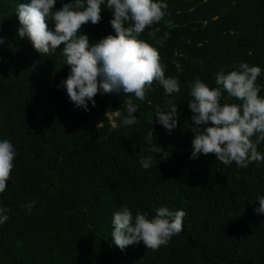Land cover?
Instances as JSON below:
<instances>
[{
    "label": "trees",
    "instance_id": "16d2710c",
    "mask_svg": "<svg viewBox=\"0 0 264 264\" xmlns=\"http://www.w3.org/2000/svg\"><path fill=\"white\" fill-rule=\"evenodd\" d=\"M70 2L57 0L53 13ZM158 2L168 4L164 20L137 39L158 50L165 77L177 79L180 92L166 94L158 82L144 101L98 92L85 111L58 87L70 74L64 45L42 56L18 36L16 10L30 0H0V38H6L0 45V142L10 141L17 152L0 193V207L9 209L0 225V264H264V214L255 211L264 197V161L240 168L214 154L190 159L189 108L197 78L215 89L216 73L238 70L241 62L261 68L256 85L264 98V0ZM106 4L100 23L89 21L77 34L87 35L90 47L115 35ZM48 27L55 31L51 17ZM157 27L156 37L149 36ZM165 32L167 39L157 44ZM128 99L138 106L133 125L122 123ZM169 100L179 115L171 134L155 118L158 109L170 110ZM225 103L242 102L222 91ZM158 145L160 154L150 151ZM257 150L264 154V141ZM149 156L152 165L144 169L140 159ZM33 201L29 213L24 205ZM124 206L134 218L139 212L151 219L160 207L183 210V230L158 250L141 241L122 251L111 233L113 214Z\"/></svg>",
    "mask_w": 264,
    "mask_h": 264
},
{
    "label": "clouds",
    "instance_id": "9594fccd",
    "mask_svg": "<svg viewBox=\"0 0 264 264\" xmlns=\"http://www.w3.org/2000/svg\"><path fill=\"white\" fill-rule=\"evenodd\" d=\"M57 0H30V3L18 5L16 14L20 27L18 36L27 38L34 48L43 56L54 53L60 45L65 57V64L70 66V74L58 87L66 88L69 100L77 109L90 111L89 102L94 107V97L99 92L105 94H134L139 101H144L146 92L152 91L154 83L165 90L166 94L180 92L175 78L165 77L160 63L158 50L149 43L137 39L146 28L164 20L168 4L158 0H107L106 7L113 12L110 21L115 35H108L99 42L89 46L87 35H77L83 25L89 21L99 24L101 5L105 0H72L55 10ZM54 21L55 31H50L48 18ZM170 25L169 21H164ZM128 24V27H125ZM160 28L148 33L156 37ZM156 39L163 44L168 37ZM6 38H0V45ZM261 68L241 62L238 70L228 73H216L215 83L219 87L212 89L199 78L191 85L189 108L194 122L191 131L195 133L192 140L190 159L200 154H214L222 164L247 168L253 162L264 161V154L257 150V145L264 141V98L256 85ZM222 91L242 103L221 104ZM127 116L124 125L137 122L135 113L138 106L132 99L124 100ZM170 110L158 109L155 118L169 134L178 127L179 115L177 106L168 101ZM154 129L146 137L152 141ZM256 137L253 141L252 137ZM135 149V145H133ZM151 152L160 154L162 148L153 146ZM17 152L8 140L0 142V193L8 186ZM161 158H168L162 156ZM141 166L148 169L152 157H141ZM258 214H264V197H259ZM35 201L24 205L31 213ZM6 207H0V225L6 223L9 216ZM183 210L170 211L160 207L156 215L149 219L147 213H137L135 218L127 206L115 212L112 218L111 238L115 246L122 251L130 245L141 241L153 251L167 245L173 235L183 230Z\"/></svg>",
    "mask_w": 264,
    "mask_h": 264
},
{
    "label": "rangeland",
    "instance_id": "374dc122",
    "mask_svg": "<svg viewBox=\"0 0 264 264\" xmlns=\"http://www.w3.org/2000/svg\"><path fill=\"white\" fill-rule=\"evenodd\" d=\"M110 118H111V115H110Z\"/></svg>",
    "mask_w": 264,
    "mask_h": 264
}]
</instances>
